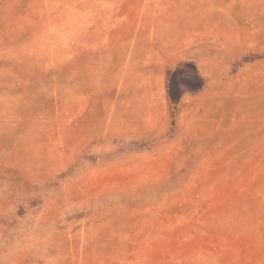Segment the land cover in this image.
<instances>
[{"label": "rangeland", "instance_id": "374dc122", "mask_svg": "<svg viewBox=\"0 0 264 264\" xmlns=\"http://www.w3.org/2000/svg\"><path fill=\"white\" fill-rule=\"evenodd\" d=\"M0 264H264V0H0Z\"/></svg>", "mask_w": 264, "mask_h": 264}]
</instances>
